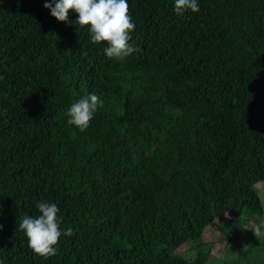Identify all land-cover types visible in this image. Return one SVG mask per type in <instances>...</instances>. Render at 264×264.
<instances>
[{"label": "trees", "instance_id": "1", "mask_svg": "<svg viewBox=\"0 0 264 264\" xmlns=\"http://www.w3.org/2000/svg\"><path fill=\"white\" fill-rule=\"evenodd\" d=\"M46 2L0 0V264H264L243 233L264 214V0L183 16L128 0L139 51L123 61ZM92 93L103 106L81 132L67 109ZM41 201L74 232L47 259L18 230ZM228 215L220 241L239 255L211 263L203 232ZM187 243L192 258L172 251Z\"/></svg>", "mask_w": 264, "mask_h": 264}, {"label": "clouds", "instance_id": "2", "mask_svg": "<svg viewBox=\"0 0 264 264\" xmlns=\"http://www.w3.org/2000/svg\"><path fill=\"white\" fill-rule=\"evenodd\" d=\"M174 12L183 16L186 12L200 11L198 0H174ZM54 5V6H53ZM59 22H67L69 11L78 14L75 23L79 28L88 27L92 43H106L104 53L108 59L123 61L139 51L130 43L135 23L130 14L128 0H51L44 4ZM103 101L95 93L73 102L67 109L68 123L81 132L85 131ZM39 214L20 218L18 230L27 238L28 248L39 257L47 259L57 254L56 245L62 235L72 236L71 228L62 231L60 209L55 203L41 201L36 204ZM2 229V225H0ZM254 236L264 237V223L251 228Z\"/></svg>", "mask_w": 264, "mask_h": 264}, {"label": "rangeland", "instance_id": "3", "mask_svg": "<svg viewBox=\"0 0 264 264\" xmlns=\"http://www.w3.org/2000/svg\"><path fill=\"white\" fill-rule=\"evenodd\" d=\"M255 188L258 190V195L263 203L264 206V185L263 184H257ZM231 220V217L225 216L221 220H217L213 222L211 225H209L202 235V241L203 243L207 244V246L211 250V263H217L220 261H229L232 259H236V257L239 254H229L228 251V244L226 242L220 241V235L218 233V227L224 226ZM264 223V214L261 217H253L247 219L246 225L243 228V233L248 234L251 233L254 236L252 227H255L258 224ZM254 238H256L254 236ZM257 239V238H256ZM264 243V237H260L257 239ZM247 249H244L241 251V253H244ZM172 251L184 258H192L195 255V252L197 251V245L194 243H187L183 246L172 248ZM240 253V254H241Z\"/></svg>", "mask_w": 264, "mask_h": 264}]
</instances>
